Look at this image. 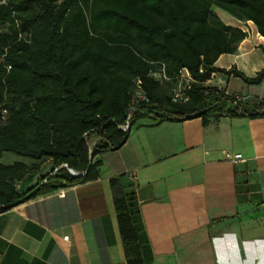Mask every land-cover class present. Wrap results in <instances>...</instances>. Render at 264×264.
<instances>
[{
    "label": "trees",
    "instance_id": "16d2710c",
    "mask_svg": "<svg viewBox=\"0 0 264 264\" xmlns=\"http://www.w3.org/2000/svg\"><path fill=\"white\" fill-rule=\"evenodd\" d=\"M214 9L252 22L264 36V0L0 4V158L13 153L34 161L0 163V213L64 187L97 180L99 157L120 149L142 118L159 123L198 117L204 126L224 115L264 118V100L244 109L225 89L204 86L216 73L248 85L264 81V70L248 78L234 67L232 71L214 67L221 55L236 53L247 35L225 26ZM161 66L168 75L188 71L194 81L188 102L172 101L174 81L150 77ZM127 120L129 129L123 131ZM46 161L56 172L52 174L53 168L22 191L18 184ZM70 170L84 174L75 176ZM109 186L126 264H147L135 185L121 175Z\"/></svg>",
    "mask_w": 264,
    "mask_h": 264
},
{
    "label": "crops",
    "instance_id": "0c3cea01",
    "mask_svg": "<svg viewBox=\"0 0 264 264\" xmlns=\"http://www.w3.org/2000/svg\"><path fill=\"white\" fill-rule=\"evenodd\" d=\"M214 12L247 34L214 67L254 78L264 70V36L250 21ZM214 82L244 101L264 100V81L248 85L216 73L204 86ZM227 152L244 162L232 164ZM99 158L97 180L0 213V264H126L109 186L121 175L135 185L147 264H264V118L224 115L204 126L198 117H145L120 149ZM53 168L26 178L21 190Z\"/></svg>",
    "mask_w": 264,
    "mask_h": 264
},
{
    "label": "built area",
    "instance_id": "2783aa9c",
    "mask_svg": "<svg viewBox=\"0 0 264 264\" xmlns=\"http://www.w3.org/2000/svg\"><path fill=\"white\" fill-rule=\"evenodd\" d=\"M6 0H0V4H5ZM150 77L156 81L160 82H171L174 81V87L171 92V99L175 103H186L189 101V91L192 88L194 83L193 79L189 75L186 69H182L177 74L168 75L164 66H161L157 71H151L149 73ZM215 74L212 75L211 79L214 78ZM227 94V93H226ZM229 95V94H228ZM236 101L245 100L244 97L235 96ZM131 111V110H130ZM129 121L127 120L125 125L121 126L123 131H127L129 129ZM225 159L230 161L232 164H238L244 162V159L240 154H233L227 152L225 154ZM57 169L54 170L52 174L56 172ZM51 174V175H52ZM63 193H60L59 196L63 197ZM68 237H64L63 240H67Z\"/></svg>",
    "mask_w": 264,
    "mask_h": 264
},
{
    "label": "rangeland",
    "instance_id": "374dc122",
    "mask_svg": "<svg viewBox=\"0 0 264 264\" xmlns=\"http://www.w3.org/2000/svg\"><path fill=\"white\" fill-rule=\"evenodd\" d=\"M224 14H227V13H224ZM234 82H233V86H234ZM208 88H210V89H215V88H218L217 87V85H216V83L214 82V83H210L209 85H208ZM235 97V96H234ZM136 98H140L139 97V95H137V97ZM252 98H250V99H248L247 101H240L239 100V103H240V105H241V107L242 108H244V109H248V107L252 104ZM226 105L227 106H230L232 109H234V104L232 103V102H227L226 103ZM165 108H167V109H171V106H169V105H165ZM96 141V139L95 138H93L92 139V141H91V143H92V145H93V143ZM14 162H22V163H25V164H27V165H31V164H33L34 163V161H32L31 159H29V158H26V157H21V156H18V155H16V154H13V153H4L3 155H2V157L0 158V163H3V164H12V163H14ZM45 164V163H44ZM44 164L39 168V171L40 172H44L46 169H48V168H53V165L52 164H46L45 166H44ZM43 166H44V168H43ZM53 170V169H52ZM36 173V172H35ZM19 185V187H20V189H24V187H22V183H20V184H18Z\"/></svg>",
    "mask_w": 264,
    "mask_h": 264
},
{
    "label": "water",
    "instance_id": "95a60500",
    "mask_svg": "<svg viewBox=\"0 0 264 264\" xmlns=\"http://www.w3.org/2000/svg\"><path fill=\"white\" fill-rule=\"evenodd\" d=\"M70 173H72L73 175H75V176H82L84 173H76V172H74V171H72V170H70Z\"/></svg>",
    "mask_w": 264,
    "mask_h": 264
}]
</instances>
